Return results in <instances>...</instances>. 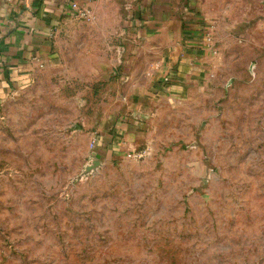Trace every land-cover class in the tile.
Listing matches in <instances>:
<instances>
[{
  "label": "rangeland",
  "instance_id": "obj_1",
  "mask_svg": "<svg viewBox=\"0 0 264 264\" xmlns=\"http://www.w3.org/2000/svg\"><path fill=\"white\" fill-rule=\"evenodd\" d=\"M197 1L191 82L80 18L2 103L0 264H264V0Z\"/></svg>",
  "mask_w": 264,
  "mask_h": 264
},
{
  "label": "crops",
  "instance_id": "obj_2",
  "mask_svg": "<svg viewBox=\"0 0 264 264\" xmlns=\"http://www.w3.org/2000/svg\"><path fill=\"white\" fill-rule=\"evenodd\" d=\"M72 2L90 11L91 23L123 30L135 55L176 80L191 82L208 53L197 0H0V106L56 59L60 35L80 19Z\"/></svg>",
  "mask_w": 264,
  "mask_h": 264
},
{
  "label": "built area",
  "instance_id": "obj_3",
  "mask_svg": "<svg viewBox=\"0 0 264 264\" xmlns=\"http://www.w3.org/2000/svg\"><path fill=\"white\" fill-rule=\"evenodd\" d=\"M71 9L73 10L75 16L78 18L85 20H91L93 18L92 14L88 9L78 7L75 2L71 3ZM204 42H205V47L214 52V49H212L213 41L211 39L209 32L207 31L204 33Z\"/></svg>",
  "mask_w": 264,
  "mask_h": 264
}]
</instances>
